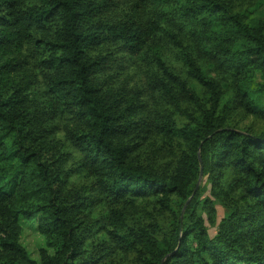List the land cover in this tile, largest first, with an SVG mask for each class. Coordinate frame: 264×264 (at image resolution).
Instances as JSON below:
<instances>
[{
    "label": "trees",
    "instance_id": "16d2710c",
    "mask_svg": "<svg viewBox=\"0 0 264 264\" xmlns=\"http://www.w3.org/2000/svg\"><path fill=\"white\" fill-rule=\"evenodd\" d=\"M143 6L169 10L145 17ZM132 57L148 63V87L114 86ZM263 96L264 11L232 0H0V264H108L118 252L140 264H264V127L231 120L239 108L264 120ZM151 134L174 148L170 167L132 156ZM151 202L147 222H134L131 209ZM217 205L212 235L200 210L217 221ZM21 218L38 221L39 261L21 243Z\"/></svg>",
    "mask_w": 264,
    "mask_h": 264
},
{
    "label": "rangeland",
    "instance_id": "374dc122",
    "mask_svg": "<svg viewBox=\"0 0 264 264\" xmlns=\"http://www.w3.org/2000/svg\"><path fill=\"white\" fill-rule=\"evenodd\" d=\"M125 1H131V0H125ZM232 2L235 9L237 10L240 9L244 10L245 8L252 10V16L256 18L260 15L261 11L262 12L264 11V0H232ZM139 10L141 11L143 16L145 17L151 16L150 13L152 10L149 6H143ZM168 10H169L168 8H155L152 12L154 14L157 12L164 16L168 12ZM33 52H30V48L26 51V57L30 61V66H33L35 65V63H37L36 61L31 62L34 59L32 58ZM128 59L126 66L119 74V78L117 79L118 81H114L113 85L118 86L120 84H124L127 89L143 87V86H145V88L148 87L147 84L148 63L138 57H132ZM207 70L210 76L215 78L217 77V79L220 81V77L216 71H214L212 68L210 69L208 66H207ZM188 79L190 83L193 86H195V89L200 91L199 84L196 83V81H194L192 78H188ZM261 82H262V76L260 72H257L254 80V84L255 86H257ZM220 83L221 86L223 87L224 97L227 98L230 95V93H232V85L230 84L231 82L228 80V77H226L225 80L221 81ZM39 96L38 99L40 98ZM263 102H264V96H263ZM231 120L232 123H234L236 126L240 128H245L246 126H249L251 127V130L256 132L261 131L264 127V120L254 115H248L243 111H241L240 108L231 116ZM60 137L61 135L57 136L56 141H58ZM136 140L138 142V145H135L132 155L135 159L145 164L151 165L158 170H163L171 166L174 160V155H173L175 154L173 150L174 148L169 147L163 141V138L161 136H156L154 134H151L146 138H137ZM198 182L199 185L197 189L199 187L202 188V193H201L202 198L210 196L212 184L208 179V176L203 175L202 172V175L198 178L197 184ZM86 183L88 185L91 184L90 181ZM155 207L156 204L153 202L139 203L138 205H136L131 209L132 220L134 222H142V223L147 222L149 213L152 212ZM216 210H217V217H216L217 221H215L213 217H210V215L207 212L208 210L207 211L205 209L200 210L201 213L203 214V217L205 218L206 224L212 235L215 234L217 229L216 224L220 221V219L223 217L225 212L224 208L219 205L216 206ZM157 218L163 226H167L169 224L168 221L169 217L165 213L161 212L160 214L157 215ZM21 225L23 227V231L21 235V243L26 248L31 258L39 261L40 251L41 249L46 248V241L44 236L39 231L38 221L36 219L30 221L21 218ZM98 238L100 242H95V241L92 242L94 249L99 248L98 246L99 243L104 244L105 242V239H103L102 237H98ZM50 252H52V250H50ZM108 264H140V263L132 254L129 255L118 252L115 253V255H112L111 260L109 261Z\"/></svg>",
    "mask_w": 264,
    "mask_h": 264
},
{
    "label": "water",
    "instance_id": "95a60500",
    "mask_svg": "<svg viewBox=\"0 0 264 264\" xmlns=\"http://www.w3.org/2000/svg\"><path fill=\"white\" fill-rule=\"evenodd\" d=\"M201 175H202V172H201ZM201 175H200V176H201ZM198 185H199V182H198V184H197V187H198Z\"/></svg>",
    "mask_w": 264,
    "mask_h": 264
}]
</instances>
